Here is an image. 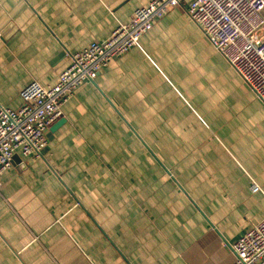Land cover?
Returning a JSON list of instances; mask_svg holds the SVG:
<instances>
[{
    "label": "crops",
    "instance_id": "0c3cea01",
    "mask_svg": "<svg viewBox=\"0 0 264 264\" xmlns=\"http://www.w3.org/2000/svg\"><path fill=\"white\" fill-rule=\"evenodd\" d=\"M152 0H0V106ZM190 0H186L189 2ZM172 8L1 175L0 264H232L264 219V101ZM256 186V189H254Z\"/></svg>",
    "mask_w": 264,
    "mask_h": 264
},
{
    "label": "built area",
    "instance_id": "2783aa9c",
    "mask_svg": "<svg viewBox=\"0 0 264 264\" xmlns=\"http://www.w3.org/2000/svg\"><path fill=\"white\" fill-rule=\"evenodd\" d=\"M185 4L190 19L264 101V0H152L135 10L130 22L119 25L107 40L68 53L71 65L57 84L45 87L33 81L21 91L20 108L0 106V187L1 175L12 166L18 150L25 156H42L48 143L46 131L63 115V105L81 85L94 82L110 60L136 46L172 8ZM231 248L232 264H264V219Z\"/></svg>",
    "mask_w": 264,
    "mask_h": 264
},
{
    "label": "water",
    "instance_id": "95a60500",
    "mask_svg": "<svg viewBox=\"0 0 264 264\" xmlns=\"http://www.w3.org/2000/svg\"><path fill=\"white\" fill-rule=\"evenodd\" d=\"M263 13H264V10H263Z\"/></svg>",
    "mask_w": 264,
    "mask_h": 264
}]
</instances>
